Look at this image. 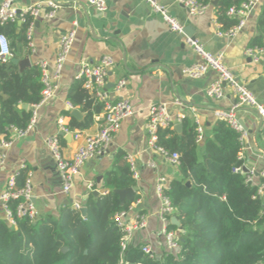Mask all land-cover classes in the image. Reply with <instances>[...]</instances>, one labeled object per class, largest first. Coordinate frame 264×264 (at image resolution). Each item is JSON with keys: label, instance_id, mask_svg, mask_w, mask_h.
<instances>
[{"label": "crops", "instance_id": "1", "mask_svg": "<svg viewBox=\"0 0 264 264\" xmlns=\"http://www.w3.org/2000/svg\"><path fill=\"white\" fill-rule=\"evenodd\" d=\"M39 1L41 0H14L19 6ZM53 1L59 4L54 16L46 18L40 15L33 18L31 44L28 42L23 47L15 39L16 56L13 57L22 59L28 56L30 66L25 68L46 61L52 72L60 37L69 30H75L74 42L53 96L36 108L35 125L24 136L15 138L9 147L3 149L0 195L11 176L15 175L16 178L20 172H25L30 181L34 217H56L67 206H71L72 202L83 206L84 200L94 195L93 191L104 195L107 192L103 187L104 177L107 172L116 170L117 155L121 153L124 157L132 156L138 171L132 187L136 199L132 202L134 208L128 213L126 221L130 222L137 215H142L145 226L130 233L127 245L140 247L149 244L154 255L159 256L166 248L161 234V199L157 193V185L159 178H163L161 184L166 187L181 175L178 165L171 164L148 146L145 132L148 108L165 103L170 112L183 111L190 118V108H195L205 137L211 134L212 125L217 119L216 112L231 109L236 100L235 94L228 85H224L221 98L207 95V88L217 78L214 71H209L200 78H190L183 72L186 66L202 62V58L184 42L182 35L168 29L146 2L105 0L107 9L100 12L89 5L87 0ZM212 1L201 14L191 16L176 0H159L184 27L189 25L192 28L194 38L205 50L221 54L225 65L237 80L264 105V55L259 62H253L244 53L250 41L258 35L256 24L264 0H258L254 10L246 17L242 30L233 37L219 34L223 31L216 21ZM16 25L19 30L21 24L16 22ZM104 55H109L114 60V66L109 71L111 74L108 73L109 100L125 99L132 105L134 112L121 121L119 130L101 153L82 166L71 192L64 194L56 162L44 139L49 135H57L63 157L70 159L74 151L84 143L85 137L99 130L104 111L94 116V123L89 128H70L71 121H81L85 113L78 107H73L66 95L77 79L81 63L96 64ZM120 79L125 80V85L119 91H115L113 86L108 87L109 83L114 85ZM176 100L181 105L176 104ZM73 109L80 111L81 119L71 116ZM235 116L247 128L240 152L243 167L247 172H253L251 183L259 184L258 173L264 169V120L260 125L258 118L244 109H237ZM62 126L69 128L68 132H63ZM75 132H79L77 137ZM202 154L203 141L199 143L198 157L201 158ZM259 197L264 201V189ZM172 216L173 214L170 220ZM0 219H6L1 200Z\"/></svg>", "mask_w": 264, "mask_h": 264}, {"label": "trees", "instance_id": "2", "mask_svg": "<svg viewBox=\"0 0 264 264\" xmlns=\"http://www.w3.org/2000/svg\"><path fill=\"white\" fill-rule=\"evenodd\" d=\"M208 5L211 0H196ZM246 0H219L215 5L216 21L225 32L238 23L227 15L229 8H240ZM33 18L28 16L17 30L16 22L0 23V33L9 40L12 57L16 56L15 39L27 46L26 30ZM258 35L248 47H264V4L257 24ZM84 78H77L66 98L73 107L85 113L70 128L83 130L94 123V116L104 111L105 103L84 87ZM43 84L38 65L19 70L11 61L0 63V140L8 138V128L25 129L32 108L42 98ZM20 103L30 106L19 108ZM182 132L160 128L157 144L179 154L181 177L163 187L180 222L181 229L170 222L168 230L177 231L179 249L164 251L159 256H138L140 247H127L120 254V240L125 232L114 222V214L127 210L136 196L120 203L115 189L133 187L135 180L123 154L116 157V170L107 172L104 195H90L84 200L86 217L67 206L58 216H17L23 197L9 199L7 208L15 225L0 219V264H264V201L259 184L247 181V174L235 171L243 167L240 158V132L216 119L211 134L203 138V154L198 157L196 130L188 116L181 121ZM69 129V128H68ZM25 172L15 178L16 188L24 186ZM187 181L191 185H186ZM62 247H67L63 252Z\"/></svg>", "mask_w": 264, "mask_h": 264}, {"label": "built area", "instance_id": "3", "mask_svg": "<svg viewBox=\"0 0 264 264\" xmlns=\"http://www.w3.org/2000/svg\"><path fill=\"white\" fill-rule=\"evenodd\" d=\"M146 2L154 14L160 16L166 26L172 32L180 34L184 38V42L192 48L201 58L202 62L193 63L186 66L183 72L190 78H200L209 71H214L217 74V78L209 85L206 90L207 95L210 97L219 99L223 96L224 85H228L235 94L236 100L229 111H217V119L226 121L230 127L240 132V142L242 143L243 138L246 134L240 122L235 116V111L242 107H251L259 112L264 118V105L246 88L244 84L239 82L231 70L225 65L221 54H213L204 49L202 44L195 38L186 35L184 32V25L181 24L175 16H173L168 8L164 6L159 0H142ZM177 3L182 4L191 16L201 14L206 5H202L196 0H176ZM258 0H246L236 9L231 7L227 11V15L238 18V23L225 32L224 34L228 37L235 36L245 25L246 17L254 10ZM87 3L95 7L98 11L103 12L107 9L105 0H87ZM59 4L53 0H41L32 5L19 6L16 5L14 0H0V23L3 24L7 21L23 23L28 16L32 18L43 15L46 18L54 16ZM75 30H69L65 32L59 40V44L54 57V65L52 72L49 71L48 64L46 61L38 62V66L41 71V82L43 84L42 98L38 104L46 102L50 97L53 96L57 87V80L61 75L63 65L67 59V56L71 50V47L75 38ZM26 37L28 42L31 44L32 39V23L29 24L26 30ZM246 56H248L253 62H259L260 57L264 55V47H247L244 50ZM12 58V52L9 46V40L5 34L0 33V63L8 62ZM114 66V60L109 55L102 56L96 64H89L87 62L81 63L77 78H84V87L94 94L100 101L105 103L104 116L99 130L88 135L84 139V143L79 146L73 153L70 159L63 157L61 153V147L59 138L57 135H49L44 139L45 145L48 148L51 156L56 162L57 169L61 176V191L64 194H69L74 186L75 177L80 173L82 166L96 155L100 154L101 151L109 144L114 134L119 130L121 121L132 115L134 109L132 105L125 99L110 101L107 91L108 73ZM125 85V80L120 79L114 85L115 91H119ZM176 104L181 103L176 100ZM37 105L32 108L31 118L25 129L17 127H9L8 131L10 136L8 138H1L0 140V166L4 162L3 149L9 147L15 138L24 136L36 122ZM191 119L195 125L196 130V141L201 142L204 138L203 125L196 114L195 108H190ZM183 111L172 113L169 111L168 106L165 103H158L151 105L148 108V119L145 124V132L147 134V143L149 148L156 151L163 158L173 165L179 164V154L177 152H169L162 146L157 144L158 130L160 128H174L177 123L185 118ZM60 123V119L58 120ZM63 132H68V129L61 127ZM75 137L79 135V132H75ZM133 178L138 177V171L136 169L135 160L132 156L126 157ZM235 171H242V167H238ZM247 174V181L251 182L253 172L249 171ZM260 176L264 177V169L259 173ZM163 178H159L157 185V193L161 199V208L159 210V218L162 222L161 234L165 240V250L174 251L179 249V239L175 230H168L167 225L170 222V216L173 214L174 209L169 199L163 195L161 184ZM264 189V183L260 185L258 189V195L262 193ZM23 197V201L17 206V216H22L26 213L30 217L35 216L33 204L30 201V181L27 177L25 184L22 188L17 189L15 184V175L11 176L6 184L5 190L0 195V200L5 211V217L8 222L15 225L10 210L7 208L6 203L9 199ZM71 206L79 210L81 204L78 202H72ZM134 205L132 203L127 210H122L114 214L115 224L122 229L125 234L120 240V254L123 255L127 249V239L130 233L137 229L145 226V219L142 215H137L132 221L127 222V215ZM143 255L150 257L154 256L153 250L149 244H143L140 246V250Z\"/></svg>", "mask_w": 264, "mask_h": 264}, {"label": "water", "instance_id": "4", "mask_svg": "<svg viewBox=\"0 0 264 264\" xmlns=\"http://www.w3.org/2000/svg\"><path fill=\"white\" fill-rule=\"evenodd\" d=\"M217 2H218V0H213L212 1V4L213 5H216ZM17 24L20 25L21 23L18 21ZM184 32H185L186 35H189L192 38H194V36L192 34L193 33V30H192V28L189 25H187V26L184 27ZM10 61L13 64H16L19 67V70L20 71H22L23 69H25V67L30 66V60H29V57L28 56H26V57H24L22 59H19V58H16V57H12L10 59ZM110 74H111V72H109V75ZM110 86L112 87L113 86V83H109L108 84V87H110ZM18 107L19 108H23V109H28V104L20 103ZM238 109H244V110H247V111L251 112L252 114H254L258 118L259 124L260 125L262 124V122L264 120L263 116L259 112H257L256 110H254L253 108L245 106V107H241V108H238ZM0 113H1V111H0ZM71 116H73L76 119H81V117H82L80 111L77 110V109H73L71 111ZM240 124L242 125L243 129L247 131V128H246V126L244 125V123L242 121H240ZM182 127H183L182 126V123H177L174 126V129L177 132H181L182 131ZM69 136H71V135L69 134ZM242 171L244 173H247V169L245 167H242ZM185 184L189 186V185H191V182L190 181H187ZM114 192L118 195L121 204H124L125 201L132 200V198L135 195V191H134V189L132 187L115 189ZM93 194L94 195H98V191H93ZM30 201L33 202L32 197H30ZM79 212H80V214H81L82 217H86L87 208L83 205V206L80 207ZM171 223L181 229L180 222L178 221V219L176 218V216L173 215L171 217ZM62 251L63 252L67 251V247H62ZM138 256L139 257H142L143 256V253L141 251H139Z\"/></svg>", "mask_w": 264, "mask_h": 264}]
</instances>
